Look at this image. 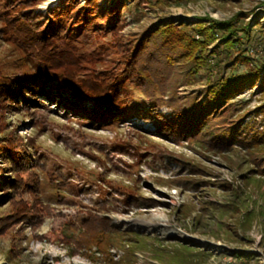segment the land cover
Returning <instances> with one entry per match:
<instances>
[{"label":"rangeland","instance_id":"rangeland-1","mask_svg":"<svg viewBox=\"0 0 264 264\" xmlns=\"http://www.w3.org/2000/svg\"><path fill=\"white\" fill-rule=\"evenodd\" d=\"M14 1L0 0V65L3 72L0 95L10 93L12 89L20 90L18 81L22 79L40 81L44 78L37 61L17 42L9 28L8 22L17 13L15 6H9ZM136 1L125 0L126 6L122 7L119 16V21L124 23L120 34L141 31L153 21L185 22L195 26L208 18L231 20L234 24L250 26V37L243 40L245 48L257 58V63L264 64V0H189L181 5L153 8ZM84 2L81 0L80 5L68 7L63 0H42L37 9L48 18L53 17L51 32L59 36L60 48L75 46L85 55L86 67L105 70L112 78L123 69L113 37L116 16L103 17L98 10L81 8ZM99 2L102 6L109 3L108 0ZM219 39L210 47L219 43ZM238 52L231 50L230 55L236 56ZM226 63L214 67L211 76L235 75L247 70V64L242 60ZM209 77L206 71H201L192 84L178 86L179 94L201 90ZM135 93L123 116L107 124L74 115L49 99H43L47 107L34 117L24 115L21 110L8 114V118L18 125L20 134L35 136L31 154L37 162L34 169L39 177L38 196L49 205L50 211L42 213L41 219H23L0 229V264H128L122 260L126 254L122 246H110L113 260L110 261L104 259L96 246L88 251L74 252L63 239L64 234L82 230L86 211L98 209L109 197L112 186H128L127 190L161 202L146 207L125 201L124 195L114 194V199L110 200L111 209H103L99 214L110 217L119 231L131 236L136 233L165 246L186 243L210 252L202 264H264V216L258 213L260 205L264 204V182L261 188L254 182L246 186L251 197L244 207L253 209L255 215L248 227H238L235 231V223L243 213L221 217L209 203L220 205L234 199L232 187L225 188L221 183L243 184L242 171L231 166L222 153L206 157L196 151L195 142L176 143L153 134V120L145 117L149 107L139 101L141 91ZM235 100L238 104L227 106L226 114L249 112L264 103V88H247ZM87 105L92 106V101ZM238 106L240 109L236 111ZM160 111L167 114L170 109L162 106ZM262 119L259 115L257 122ZM121 144L126 148L124 152L117 149ZM168 152L176 159L168 156ZM223 153L238 158L233 151ZM176 156L201 162L208 171L203 174L191 172L188 165L177 161ZM240 160L245 169L253 166L242 158ZM188 174L200 182L175 185L165 181ZM22 197L33 203L28 188L22 190ZM201 203H205L206 208L197 220ZM188 204L195 208L183 217L180 208ZM7 209L10 205L3 203L2 213H7ZM225 229L230 231V239L224 237ZM173 230L189 236L183 238L170 233ZM134 253L133 264H160L146 249L137 248Z\"/></svg>","mask_w":264,"mask_h":264},{"label":"trees","instance_id":"trees-1","mask_svg":"<svg viewBox=\"0 0 264 264\" xmlns=\"http://www.w3.org/2000/svg\"><path fill=\"white\" fill-rule=\"evenodd\" d=\"M40 1L15 0L9 4L17 9L12 21L8 22L9 28L17 42L26 47L30 56L37 61L44 78L40 81L22 79L18 81L20 90L12 89L10 93L0 95V229L4 230L10 223L23 219H41L42 213L50 211L49 205L44 204L38 196L39 177L34 169L37 162L31 154L35 136L20 134L18 125L8 118V114L21 110L24 115L34 117L39 110L47 107L43 99H49L74 115L107 124L123 116L130 100L135 98L136 90L142 94L139 101L149 107L145 117L153 120V134L176 143L195 142L196 151L206 157L222 153L231 166L242 171L240 179L243 184L239 182L234 186L228 181L221 183L225 188L232 187L234 199L220 205L215 202L209 204L221 217L243 213L235 223V231L238 227H248L255 212L244 207L251 197L246 186L254 182L261 188L264 182V103L249 112H236L235 115L226 114L225 109L237 105L235 98L247 88H264V64L257 63V58L249 54L243 41L250 37V26L214 18L204 19L195 26L185 22L153 21L141 31L123 35L119 33L124 24L119 21V16L122 7L126 6L125 0H108L105 6L101 5L100 0H85L81 8L98 10L103 17L116 16L113 37L123 69L111 78L105 70L86 67L85 55L78 52L75 46L60 48L59 36L51 32L53 17L48 18L37 9ZM63 1L68 7L80 5L81 2ZM187 1L137 0L136 3H147L153 8L181 5ZM218 37L219 43L210 47ZM231 50L239 52L231 56ZM236 60L244 61L247 70L235 75L211 76L214 67ZM201 71L210 75L206 86L186 95L179 94L178 86L192 84ZM2 76L0 65V79ZM89 101H92V106L87 105ZM162 106H167L170 112L166 114L160 111ZM239 109L240 106L235 108L236 111ZM259 115L263 116L260 123L257 122ZM248 116L251 118L247 119ZM117 149L121 152L126 150L124 144ZM225 151L235 152L238 158L223 153ZM168 156L175 158L169 152ZM176 157L179 163L188 165L191 172L203 174L208 171L201 162ZM241 158L253 166L245 169ZM165 181L175 185H197L200 182L191 174L170 177ZM113 187L98 209L86 211L81 231L64 234L63 239L72 247V251H88L96 246L104 259L113 261L109 249L111 245H118L125 249L122 260L128 264L135 261L137 248L150 251L160 264H202L208 259L210 252L186 243L165 246L136 233L131 236L128 232L119 231L110 217L99 214L103 209H111L110 200L114 199V194L124 195L125 201L146 207L161 202L127 190L128 186ZM24 188L30 190L34 198L32 204L22 197ZM3 203L10 205L7 213H2ZM194 208L193 204L182 206L180 215L186 217ZM205 208L206 204L201 203L197 220ZM258 213L264 216V204L260 205ZM229 232L225 229L226 239L231 238Z\"/></svg>","mask_w":264,"mask_h":264},{"label":"bare ground","instance_id":"bare-ground-1","mask_svg":"<svg viewBox=\"0 0 264 264\" xmlns=\"http://www.w3.org/2000/svg\"><path fill=\"white\" fill-rule=\"evenodd\" d=\"M170 233H172V234H177V235H179L180 237H183V238L189 236L187 233H184V232L179 231V230H173V231H171Z\"/></svg>","mask_w":264,"mask_h":264}]
</instances>
